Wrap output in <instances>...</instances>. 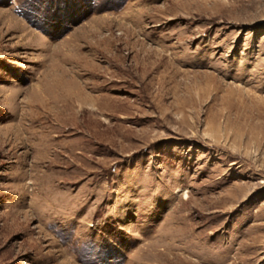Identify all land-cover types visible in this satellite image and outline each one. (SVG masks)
Returning a JSON list of instances; mask_svg holds the SVG:
<instances>
[{"label":"rangeland","instance_id":"rangeland-1","mask_svg":"<svg viewBox=\"0 0 264 264\" xmlns=\"http://www.w3.org/2000/svg\"><path fill=\"white\" fill-rule=\"evenodd\" d=\"M0 264H264V0H0Z\"/></svg>","mask_w":264,"mask_h":264},{"label":"bare ground","instance_id":"bare-ground-1","mask_svg":"<svg viewBox=\"0 0 264 264\" xmlns=\"http://www.w3.org/2000/svg\"><path fill=\"white\" fill-rule=\"evenodd\" d=\"M78 104H79V108L80 110L77 111L78 113L76 114V117H75V125L77 124H81V123H85L89 120H91V118L93 119V117L95 118V115L97 114V110H94L93 109V105H94V102L90 101L89 99H84V100H79L78 101ZM85 106L87 107H90V109H86ZM67 109V108H66ZM100 111V110H99ZM67 116V115H66ZM72 116H74L72 114ZM71 116V118H72ZM70 119V118H69ZM94 120V119H93ZM59 121V120H58ZM66 122V121H65ZM19 124V123H18ZM59 124V123H58ZM20 125V124H19ZM22 129V128H21ZM27 132V130H26ZM16 134V133H15ZM20 135V134H19ZM18 136V135H17ZM184 199H186V197H184Z\"/></svg>","mask_w":264,"mask_h":264}]
</instances>
